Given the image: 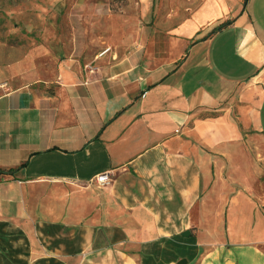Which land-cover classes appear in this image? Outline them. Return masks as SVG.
<instances>
[{"label":"crops","instance_id":"1","mask_svg":"<svg viewBox=\"0 0 264 264\" xmlns=\"http://www.w3.org/2000/svg\"><path fill=\"white\" fill-rule=\"evenodd\" d=\"M231 12L171 68L0 85V264H264V0Z\"/></svg>","mask_w":264,"mask_h":264},{"label":"rangeland","instance_id":"2","mask_svg":"<svg viewBox=\"0 0 264 264\" xmlns=\"http://www.w3.org/2000/svg\"><path fill=\"white\" fill-rule=\"evenodd\" d=\"M234 2L0 0V85L26 74L46 89L62 74H97L126 56L142 71L174 67L187 47L181 32L212 30Z\"/></svg>","mask_w":264,"mask_h":264},{"label":"built area","instance_id":"3","mask_svg":"<svg viewBox=\"0 0 264 264\" xmlns=\"http://www.w3.org/2000/svg\"><path fill=\"white\" fill-rule=\"evenodd\" d=\"M113 178H114L113 172H106L96 176L94 179L90 181V184L97 187H104L111 184Z\"/></svg>","mask_w":264,"mask_h":264},{"label":"trees","instance_id":"4","mask_svg":"<svg viewBox=\"0 0 264 264\" xmlns=\"http://www.w3.org/2000/svg\"><path fill=\"white\" fill-rule=\"evenodd\" d=\"M230 24H231L230 22H227V23H225L224 25L218 27L217 29H215V30L211 33V35H214V34L220 32L223 28L229 26ZM0 174H3V173H0ZM8 174H10V173H8Z\"/></svg>","mask_w":264,"mask_h":264},{"label":"water","instance_id":"5","mask_svg":"<svg viewBox=\"0 0 264 264\" xmlns=\"http://www.w3.org/2000/svg\"><path fill=\"white\" fill-rule=\"evenodd\" d=\"M183 236L189 237L190 236V232L185 233Z\"/></svg>","mask_w":264,"mask_h":264}]
</instances>
